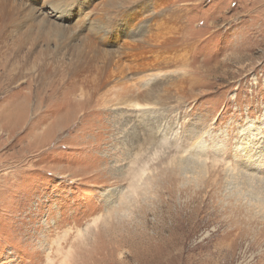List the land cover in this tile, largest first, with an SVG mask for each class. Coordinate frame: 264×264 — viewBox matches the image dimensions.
<instances>
[{
    "label": "rangeland",
    "instance_id": "1",
    "mask_svg": "<svg viewBox=\"0 0 264 264\" xmlns=\"http://www.w3.org/2000/svg\"><path fill=\"white\" fill-rule=\"evenodd\" d=\"M0 264H264V0H0Z\"/></svg>",
    "mask_w": 264,
    "mask_h": 264
},
{
    "label": "bare ground",
    "instance_id": "2",
    "mask_svg": "<svg viewBox=\"0 0 264 264\" xmlns=\"http://www.w3.org/2000/svg\"><path fill=\"white\" fill-rule=\"evenodd\" d=\"M260 194V193H259Z\"/></svg>",
    "mask_w": 264,
    "mask_h": 264
}]
</instances>
